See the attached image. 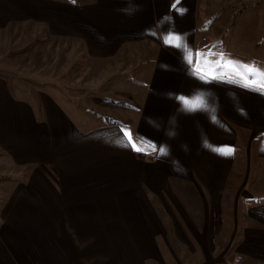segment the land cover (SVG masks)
Instances as JSON below:
<instances>
[{"label":"crops","instance_id":"1","mask_svg":"<svg viewBox=\"0 0 264 264\" xmlns=\"http://www.w3.org/2000/svg\"><path fill=\"white\" fill-rule=\"evenodd\" d=\"M222 1L23 3L100 84L0 76V264H264V93L226 64L264 72L261 25Z\"/></svg>","mask_w":264,"mask_h":264},{"label":"rangeland","instance_id":"2","mask_svg":"<svg viewBox=\"0 0 264 264\" xmlns=\"http://www.w3.org/2000/svg\"><path fill=\"white\" fill-rule=\"evenodd\" d=\"M34 1L0 0V76L6 78L14 88L20 87L21 91H27L25 94L27 98L29 92L46 85L48 87L61 85L66 91L68 88L81 90L85 87L89 96L94 95L91 94L93 91L98 93L97 87L100 84L98 75L89 73L87 68L82 67L81 57L76 53L73 58L74 53L69 51L73 41L52 38L46 25L35 21L33 13H29L28 10L25 12L26 7L23 3L33 5ZM221 3L237 10L244 2L224 0ZM247 4L251 8L252 24L249 22V25L252 35L253 29L257 30L258 25H261L258 29L261 33L255 38L252 36V40L259 43L255 52H262L264 51V0H247L245 5ZM226 21L229 22L228 19ZM227 46L228 43L224 47ZM229 46L234 48L233 44ZM235 50V55L239 56L236 46ZM255 52L252 53L253 56ZM235 262L241 264V257Z\"/></svg>","mask_w":264,"mask_h":264},{"label":"snow or ice","instance_id":"3","mask_svg":"<svg viewBox=\"0 0 264 264\" xmlns=\"http://www.w3.org/2000/svg\"><path fill=\"white\" fill-rule=\"evenodd\" d=\"M173 39L170 38L168 40V43H173ZM203 55V54H200ZM227 66L232 67L235 70V74L240 77V82L243 84V86L250 88L254 91H259L261 93H264V72H261L259 69L255 68L254 66L249 65H243V71L240 70V66H237L234 62L227 61ZM252 77V79H249V77ZM215 78V77H213ZM185 104L192 110H195L196 108L200 107V104H190L188 101H185ZM126 135L129 138V141H131V134L126 133ZM218 152H221L222 154H230L231 149L226 148H218L215 149ZM163 151V149L161 150Z\"/></svg>","mask_w":264,"mask_h":264},{"label":"built area","instance_id":"4","mask_svg":"<svg viewBox=\"0 0 264 264\" xmlns=\"http://www.w3.org/2000/svg\"><path fill=\"white\" fill-rule=\"evenodd\" d=\"M144 161H149V157L148 156H142L141 157ZM237 262L239 263V259L237 260Z\"/></svg>","mask_w":264,"mask_h":264}]
</instances>
